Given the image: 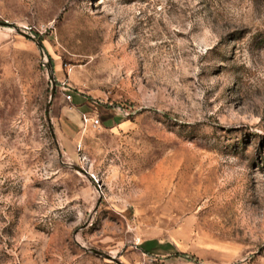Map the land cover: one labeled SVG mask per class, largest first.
Here are the masks:
<instances>
[{"label": "rangeland", "instance_id": "1", "mask_svg": "<svg viewBox=\"0 0 264 264\" xmlns=\"http://www.w3.org/2000/svg\"><path fill=\"white\" fill-rule=\"evenodd\" d=\"M0 264H264V0H0Z\"/></svg>", "mask_w": 264, "mask_h": 264}, {"label": "built area", "instance_id": "2", "mask_svg": "<svg viewBox=\"0 0 264 264\" xmlns=\"http://www.w3.org/2000/svg\"><path fill=\"white\" fill-rule=\"evenodd\" d=\"M69 98H71V96H69ZM83 119H84L86 124H90V125H93L95 127H98L101 125V120L99 117L94 118L89 114H83Z\"/></svg>", "mask_w": 264, "mask_h": 264}, {"label": "water", "instance_id": "3", "mask_svg": "<svg viewBox=\"0 0 264 264\" xmlns=\"http://www.w3.org/2000/svg\"><path fill=\"white\" fill-rule=\"evenodd\" d=\"M55 93V88L53 87V90H52V96L54 95Z\"/></svg>", "mask_w": 264, "mask_h": 264}, {"label": "trees", "instance_id": "4", "mask_svg": "<svg viewBox=\"0 0 264 264\" xmlns=\"http://www.w3.org/2000/svg\"><path fill=\"white\" fill-rule=\"evenodd\" d=\"M83 103H85V102H83ZM107 119L110 120L109 118H106V121H107ZM106 121H105V122H106Z\"/></svg>", "mask_w": 264, "mask_h": 264}]
</instances>
